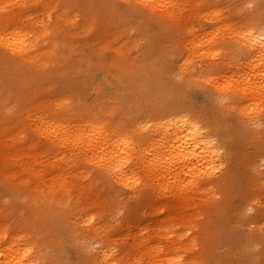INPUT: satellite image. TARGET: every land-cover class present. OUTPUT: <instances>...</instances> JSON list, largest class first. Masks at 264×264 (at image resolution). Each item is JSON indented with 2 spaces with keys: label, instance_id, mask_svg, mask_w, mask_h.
Returning a JSON list of instances; mask_svg holds the SVG:
<instances>
[{
  "label": "rangeland",
  "instance_id": "1",
  "mask_svg": "<svg viewBox=\"0 0 264 264\" xmlns=\"http://www.w3.org/2000/svg\"><path fill=\"white\" fill-rule=\"evenodd\" d=\"M127 1L133 5L131 9L116 8L112 11L103 7V0H0V38L9 36L8 32L15 27L33 34L38 19L47 20L53 13L48 29L52 30L54 39H61L60 46L64 51L62 55L52 57L58 69L56 74L54 65L49 70H41L35 61L32 68L29 67L32 73L25 75L28 81L47 71L50 77L45 84L35 81L21 88L20 92L25 95V116L17 111L21 105L18 100L11 96L4 100L15 106L2 113L0 118V141L5 146L13 144L7 132L22 130H25L21 134L22 137L25 135L24 140L34 136L45 144L46 137L36 130L37 117L50 112L51 107L58 111L56 101L59 94L86 100L93 113L99 101L101 107L110 109L108 119L111 124L137 128L139 123L145 122L142 119L146 112L141 113L142 107L130 106L124 100L136 87L127 85L131 77L136 75V80L139 76L148 78L160 69L159 65L168 67V56L172 52L179 55L183 52V38L188 35V25L198 28L201 36L205 29L222 25L221 35L227 39L229 28H239L245 23L255 25L253 12L264 7V0H173V13L158 18L167 10L163 5H158L152 12L138 0ZM48 2L51 6L44 12L43 7ZM115 2L118 5L124 3L123 0ZM21 5L22 8L17 9ZM62 9L69 11L70 17L62 19L60 25L55 20ZM11 13L14 17L6 18ZM81 22L83 27L79 26ZM103 26L107 31L101 29ZM220 51L221 54L218 51L217 55L208 58L195 56L189 59V64L198 68L200 74L199 84H193V105L190 106L208 127L217 145V156L208 166V174L202 175L205 173L202 168L194 171L188 168L184 175L176 178L177 185L171 189L178 194L195 190L193 199L188 202L174 198V190L163 193L156 175L147 174L142 163H138L137 176L130 179L136 181L132 186L111 183L109 188L102 179L93 180L89 171L92 165L86 160L89 154L77 152L73 157L66 151L76 166L68 167L65 161L62 164L65 169L60 175L65 174L58 176L56 182L51 178L57 170L51 165L59 154L55 153L57 156L50 158L54 153L51 152L50 156L47 152L44 160L40 156V165H43L40 169L48 167L43 179L50 178L48 182L52 187L58 189L57 181L73 179L75 182L71 183L72 194L58 195L71 197L69 200L75 203L73 209H82L79 217L92 215L93 220L86 224L88 229L94 230L97 224H103L102 231L86 232L95 254L108 251L115 264H177V260L172 263L160 261L170 255L192 264H264V100L241 94L233 98L224 97L217 104L208 101V75L222 81L221 75L227 73L232 82L237 79L232 74L236 69L228 64L227 53ZM130 58L139 63L136 68L134 61L124 62ZM204 62L212 63L213 72H202ZM90 79L93 86H90ZM61 80H78L84 87L62 88ZM3 93L8 95L9 91L2 83L0 97ZM102 96L105 98L100 101ZM178 105L182 109L188 106L182 101ZM250 112L256 119L242 125L240 119ZM143 131V135L148 137L154 133L151 128ZM4 157V152L0 151V224L8 229L12 220L18 224L21 222L14 214L7 216L5 213L12 205L8 187L13 188L11 191L15 196L26 197L27 189H32L40 180L35 176L28 179V174H22L15 161H6ZM45 159L51 162L50 167ZM4 161L7 165L3 164ZM52 169L53 174L48 177ZM157 173L165 174L168 179L174 178L168 175L169 171ZM181 182L182 187H179ZM203 182H206L204 190L194 189L196 184ZM42 185L45 189L46 186ZM22 202L26 203V198ZM76 222L78 227L75 231H79L82 229L81 221L78 218ZM0 234V245L3 246L11 237L6 230ZM69 255L71 260L78 262L74 248L69 249Z\"/></svg>",
  "mask_w": 264,
  "mask_h": 264
},
{
  "label": "bare ground",
  "instance_id": "2",
  "mask_svg": "<svg viewBox=\"0 0 264 264\" xmlns=\"http://www.w3.org/2000/svg\"><path fill=\"white\" fill-rule=\"evenodd\" d=\"M123 1L122 5H118L115 0H103L102 4L105 9L108 8L112 11L116 8H132L133 5L130 2ZM138 1L152 12L158 5L166 7L167 10L161 13L158 18L173 13V0ZM251 5L255 7V4ZM48 6H51V2L45 3L44 12ZM21 8L22 5L17 9ZM253 15L256 18L253 22L255 25L245 23L239 28H229L226 31L227 39L221 35L222 25L217 24L214 28L205 29L202 36L198 33V28L188 25L186 28L188 35L183 38V52L180 55L178 52H172L168 56V67L159 65L160 69L148 78L139 76L136 80V75L131 77L130 82L126 83L136 86L135 90L128 96V99L122 98V100H127L130 106L142 107L141 113L146 112V116L142 119L145 122L139 123L137 128L111 124L108 119L110 109L101 107L99 101H97V109L93 113L86 100L77 99L70 94H59L56 101L58 111H54L51 107L50 112L37 117L36 130L46 137L45 144L40 143L34 136H28L24 140L25 135L22 137L21 134L25 130L7 132L13 144L5 146L0 141V151L4 152V159L15 161L22 174H28V179H31V176L38 177L41 183L37 181L32 189H27L26 197L18 194L15 196L11 191L13 188L8 187L12 205L6 209L5 213L7 216L14 214L20 218L21 222L18 224L12 220L8 229L0 224V233L6 230L11 237L3 246L0 245V264L116 263L114 260H110L112 255L108 251L95 254L93 246L88 242L86 232L90 230L102 231L103 224H97L94 230H89L86 224L93 220L92 215H87L85 218L79 217L82 209L77 207L73 209L75 203L69 200L71 197L58 195L73 193L71 189V183H75L73 179L57 181L58 189L50 185L48 182L50 178L43 179L44 174H47L44 171L48 167L40 169V166L43 165H40L42 161L39 158L41 156V159L44 160V154L47 152L50 156L51 152L54 155L55 153L59 154L58 159L54 160L52 165L49 159H45L49 167L51 165L57 170V173L51 178L55 182L58 176L65 174L60 175L61 171L65 169L62 166L65 161L68 167L76 166L70 156L74 157L77 152L90 155L86 160L92 165L89 171L92 172L93 180L100 178L109 188L114 183L122 187L132 186V183L136 181L130 179L137 176L138 163L146 166L147 174L156 175L159 188L163 193L174 190L171 188L177 185L176 178L184 175L188 168L193 171L202 168L205 172L202 175L208 174L207 168L217 156V145L210 136L208 127L196 116L192 111L194 108L190 106L193 105L191 98L193 84H199L200 74L198 68L189 64V59L195 56L204 59L213 54L217 55L218 51L221 54L220 50H225L228 64L236 69L232 70V74L237 77L235 82H232V78L227 73L221 75L223 80L220 81L210 74L213 72L212 63L204 62L205 64L201 65L202 72L210 74L207 76L209 87L206 97L208 101L217 104L224 97L233 98L241 94L264 100V7L261 10H255ZM13 17V13L6 16V18ZM52 17L53 13L48 15L47 20L38 19L33 34L15 27L8 32L9 36L0 38V85L3 83L9 94L10 91L13 92L10 95L3 93L0 97V118L2 113L9 112L14 106H10L4 101L7 100V97L10 99V96L13 100H18L21 103L20 111L16 108L25 116L23 111L25 95L20 92L21 88H25L35 81L44 84L48 82L49 71L42 75H36L32 81H28L29 79L25 75L32 73L29 69V67L32 68V63L34 64L36 61V65L40 66L41 70H49L54 65V73H57L58 69L52 57L62 55L64 51L60 46L61 39H54L52 30L48 29ZM67 17H70V12L62 9L56 16L55 22L59 21L61 25L62 19ZM79 26L83 27V22ZM101 29L107 31L105 26ZM121 33L120 30L119 34ZM42 38L44 39L41 41ZM128 39L131 41L130 36ZM41 46L43 49L40 48ZM133 61L134 59L130 58L124 62L131 63ZM146 61L149 62V60ZM134 64L136 68L139 63L134 61ZM145 65L147 64L145 63ZM25 66L28 67L25 69ZM137 73L140 74V71ZM80 82L78 80L59 81L62 88L77 87ZM90 86H93L92 79H90ZM78 87H84V85ZM104 98L102 96L100 101ZM181 101L186 106L188 105L186 109L179 107L178 102ZM242 109L244 108L240 110ZM251 113L253 112L247 114L239 122L242 125L254 122L256 117ZM80 125L83 126L78 128ZM147 128H151L154 132L152 137L143 135L145 132L143 130ZM17 136L19 141L16 139ZM66 151L70 156L65 154ZM54 155L52 154L53 157L50 158L57 156ZM32 162L34 163L32 164ZM3 164L7 165V162L4 161ZM158 171H169L168 175H172L174 178L168 179L165 174L157 173ZM52 174L53 169L50 170L48 177ZM42 184L46 186L45 189ZM182 184L183 182L178 186L182 187L180 186ZM205 186L206 182H203L201 185L196 184L194 189L204 190ZM62 189H64L63 192ZM194 192L195 190L178 194L174 190L172 196L177 200L188 202L193 199ZM23 198H26V203L22 202ZM78 218L81 221L82 229L75 231V228L78 227L76 222ZM80 231L84 233H80ZM0 236L2 235L0 234ZM70 248L75 249L77 263L70 258ZM165 260H168L169 263L177 260V264H192L191 262L183 263L180 258L173 255L160 261Z\"/></svg>",
  "mask_w": 264,
  "mask_h": 264
}]
</instances>
